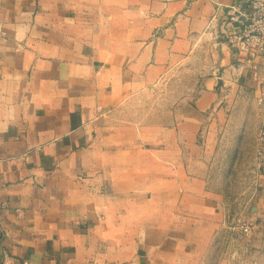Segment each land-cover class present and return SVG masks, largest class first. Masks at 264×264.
Masks as SVG:
<instances>
[{
	"label": "crops",
	"instance_id": "1",
	"mask_svg": "<svg viewBox=\"0 0 264 264\" xmlns=\"http://www.w3.org/2000/svg\"><path fill=\"white\" fill-rule=\"evenodd\" d=\"M249 1L0 0V264L226 263L195 166L225 88L259 97L264 131V55L221 33Z\"/></svg>",
	"mask_w": 264,
	"mask_h": 264
},
{
	"label": "rangeland",
	"instance_id": "2",
	"mask_svg": "<svg viewBox=\"0 0 264 264\" xmlns=\"http://www.w3.org/2000/svg\"><path fill=\"white\" fill-rule=\"evenodd\" d=\"M261 112L259 97L250 90L225 88L209 113L204 148L196 160V173L208 178L221 202L225 225L216 235L213 254L225 264H249L247 257L257 249L250 244L256 235L245 228L253 221L248 207L258 186Z\"/></svg>",
	"mask_w": 264,
	"mask_h": 264
},
{
	"label": "built area",
	"instance_id": "3",
	"mask_svg": "<svg viewBox=\"0 0 264 264\" xmlns=\"http://www.w3.org/2000/svg\"><path fill=\"white\" fill-rule=\"evenodd\" d=\"M221 33L231 48L248 59L264 55V0H250L245 10L230 6Z\"/></svg>",
	"mask_w": 264,
	"mask_h": 264
}]
</instances>
